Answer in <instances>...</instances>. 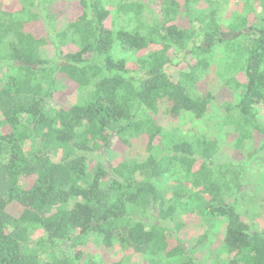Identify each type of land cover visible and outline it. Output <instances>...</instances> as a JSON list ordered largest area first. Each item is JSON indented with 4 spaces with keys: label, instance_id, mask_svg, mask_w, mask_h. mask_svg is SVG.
Returning a JSON list of instances; mask_svg holds the SVG:
<instances>
[{
    "label": "trees",
    "instance_id": "1",
    "mask_svg": "<svg viewBox=\"0 0 264 264\" xmlns=\"http://www.w3.org/2000/svg\"><path fill=\"white\" fill-rule=\"evenodd\" d=\"M238 1L226 16L229 0H153L157 10L77 0L80 13L58 29L46 13L53 0H0V68L11 70L0 79V264H123L96 258L115 244L145 264H264V231L241 208L247 166L263 161L264 0ZM39 22L51 31L38 34ZM176 56L184 68L172 77ZM214 64L237 102L212 125L216 90L201 83ZM63 78L81 95L69 106L56 103ZM216 127L237 135L242 159L215 161ZM114 139L144 154L89 172L88 153ZM191 215L224 224L222 243L212 248L209 230L183 242Z\"/></svg>",
    "mask_w": 264,
    "mask_h": 264
},
{
    "label": "rangeland",
    "instance_id": "2",
    "mask_svg": "<svg viewBox=\"0 0 264 264\" xmlns=\"http://www.w3.org/2000/svg\"><path fill=\"white\" fill-rule=\"evenodd\" d=\"M149 8L159 9V6L156 5V2L153 0H144ZM156 1V0H154ZM9 6H15L13 2L8 4ZM243 2L238 0H229V4L225 10L226 16H230L232 12L242 9ZM8 7V6H7ZM258 10V9H257ZM81 11V8L77 2V0H53V2L46 7V13H48L49 18L54 21L55 27L60 29L66 20L73 19L77 16ZM179 24L183 27H189L190 23L188 21V17L182 13L179 16ZM51 28L48 25H45L43 22H39L35 24V30L38 34L46 33V31H51ZM43 55L47 58L55 57V48L52 45H48L42 49ZM184 68L182 64L181 56H176L174 59L166 65V70L173 77H177L179 71ZM11 70L7 68H0V79L4 78L5 75L10 73ZM64 80V78H63ZM67 81V80H64ZM68 82V86L66 89L60 91L57 94L56 103L59 105L69 106L72 103L77 102L81 95L77 92V87L74 83ZM220 81L216 75V64L213 65V68L210 72V75L206 77L201 83V90L205 91L206 89L212 88L216 90V98L213 103V106L207 116V118L211 119L212 125L221 121L226 112V105L229 103L237 102V96L234 92H232L227 87H219ZM219 88V89H218ZM258 120L264 125V105L258 107L257 111ZM215 121V123H213ZM213 128V126H212ZM214 133L218 136L220 150L216 155V162L228 161L229 159L239 160L242 159V155L236 152L233 148V144L236 140L237 135H231L230 138H227L224 132H219L217 127L213 130ZM259 143L264 146V135H257L256 137V145ZM113 144L108 151L97 154L96 152L88 153V167L87 170L92 173L95 169L96 161H101L104 164L109 162H117L121 161L129 156L142 153V149L140 147H134L133 149H129L128 147L115 143V139L113 140ZM261 156L259 159H263L260 162L258 159H253L247 166L245 178L247 181V188L243 191V197L241 202V208L243 211H248L249 218L255 224V227L259 230L264 231V151L261 152ZM59 154L54 156V160L58 159ZM262 164V165H260ZM171 181H164L163 189L167 195H170L172 192ZM15 213L19 212L20 206L17 204L11 205L9 207ZM190 221L188 228L182 232L181 238L182 241L190 245L192 244L194 239L205 233L207 230L210 232V242L212 244V248L219 246L223 241L224 236V224L218 222L217 218L211 217L210 221L204 220L201 216L191 215L187 218ZM42 231L38 229L32 233V239L36 240L39 236H41ZM173 244V243H172ZM211 246L207 245L202 247L197 252L198 259L206 263L208 261V257L211 253ZM56 251H61L60 247L56 248ZM97 260H102L104 262H113L116 260L123 261V264H145V259L143 255L133 252L132 250H124L119 245L115 244V246L110 248H102L100 251L96 253Z\"/></svg>",
    "mask_w": 264,
    "mask_h": 264
}]
</instances>
